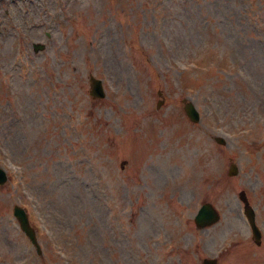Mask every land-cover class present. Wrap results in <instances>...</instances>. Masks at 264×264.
Here are the masks:
<instances>
[{"label": "rangeland", "instance_id": "rangeland-1", "mask_svg": "<svg viewBox=\"0 0 264 264\" xmlns=\"http://www.w3.org/2000/svg\"><path fill=\"white\" fill-rule=\"evenodd\" d=\"M0 166V264H264V0H0Z\"/></svg>", "mask_w": 264, "mask_h": 264}, {"label": "water", "instance_id": "water-1", "mask_svg": "<svg viewBox=\"0 0 264 264\" xmlns=\"http://www.w3.org/2000/svg\"><path fill=\"white\" fill-rule=\"evenodd\" d=\"M42 44L34 45V50L37 51L39 49H43ZM90 93L94 97H103L104 93L102 90V86L99 80H95L91 77V90ZM187 114L191 117L192 120H198V114L192 107V105L188 104L186 106ZM6 180V175L3 170L0 169V183H3ZM15 215L19 218L22 228L26 231V233L30 236L31 240L35 242L34 232L29 227L27 222V217L25 212L20 208H15ZM218 219V215L216 211L210 205H204L196 216V222L198 226H204L212 224L214 221ZM255 233H257L256 228L254 227Z\"/></svg>", "mask_w": 264, "mask_h": 264}]
</instances>
